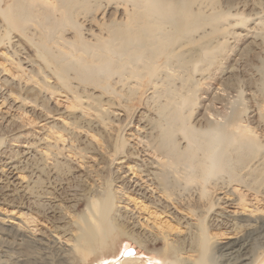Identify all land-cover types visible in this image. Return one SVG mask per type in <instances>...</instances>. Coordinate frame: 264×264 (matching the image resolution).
<instances>
[{
	"label": "bare ground",
	"instance_id": "bare-ground-1",
	"mask_svg": "<svg viewBox=\"0 0 264 264\" xmlns=\"http://www.w3.org/2000/svg\"><path fill=\"white\" fill-rule=\"evenodd\" d=\"M253 4L0 0V120L19 124L0 137V264H97L124 241L159 264H264V0ZM235 39L256 46L250 78L200 97ZM116 131L107 179L52 199L59 168H99L92 132Z\"/></svg>",
	"mask_w": 264,
	"mask_h": 264
},
{
	"label": "rangeland",
	"instance_id": "rangeland-1",
	"mask_svg": "<svg viewBox=\"0 0 264 264\" xmlns=\"http://www.w3.org/2000/svg\"><path fill=\"white\" fill-rule=\"evenodd\" d=\"M214 5L218 8H230L233 9L235 7L240 8L243 10V13L247 14L249 13L250 9L254 6V2H259L260 0H212ZM233 32V29H227V33ZM233 42L225 45V49L219 56L218 63L211 69L207 77H210L209 79L205 80L200 88L201 91L199 93L200 97L204 96L205 98H211L213 92L218 87H228L229 85L233 84L235 81V75L240 77L241 80H248L250 78V71L255 65V56H256V46L250 45L248 42H240L237 41V39L232 40ZM3 49V48H2ZM1 49V50H2ZM0 50V51H1ZM1 63V60H0ZM235 65L239 66V72H228L231 67H234ZM249 83V81H248ZM253 83L248 84L245 86V90H251ZM208 90V92L206 91ZM211 91V92H209ZM206 92V93H205ZM58 98V97H57ZM61 99V98H60ZM204 100V99H203ZM198 110V109H197ZM196 110V111H197ZM29 118L30 116H26ZM2 121V122H1ZM2 123V124H1ZM19 124L15 125V123L7 124L3 120H0V137L4 136L7 137L8 135L14 133L16 130H18ZM120 130V128H119ZM118 134V131L113 132L111 135H106L104 133H96L92 132V136L95 138V144L99 148V154L101 155V159L99 160V168L96 166H93L92 169L89 171V173L86 175V177L81 179H75L71 178L69 176V173L66 174L65 170L62 168H59L60 176L56 177V180L50 179V193L52 195V199H57L61 202H64L65 199L68 197V195L71 194L73 191L74 193H78L80 190H82L87 183H97V180L100 181L101 179H107L109 176L110 171V162L107 157L106 152V146L109 145V143L116 139V136ZM10 138V137H8ZM111 139V140H110ZM16 146L14 144L9 143L5 148L7 150H12ZM89 162V161H88ZM89 165H93L92 163H89ZM72 173V172H71ZM94 181V182H93ZM43 186L47 187L48 180L44 181ZM51 197V196H50ZM83 207L80 208V211H83ZM168 226H171L172 228H176L173 224L170 222H165ZM171 224V225H170ZM206 227L208 229V233L211 236H215L218 241V243H223L226 241L225 238H223L218 231L213 228V226H209V224H206ZM220 246V244H218ZM156 249L161 248V245H155ZM118 253V256L113 259H107L104 261L97 262V264H120L121 261L126 257H131L134 259H140V264H159V262L156 260L155 254L146 255L142 250L138 249L135 245L131 243H126L124 241L123 244L118 245L116 249L114 250L113 257L116 256ZM143 261V262H142ZM219 260H216V263L218 264ZM89 264V263H88ZM139 264V263H138Z\"/></svg>",
	"mask_w": 264,
	"mask_h": 264
}]
</instances>
